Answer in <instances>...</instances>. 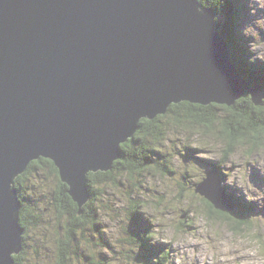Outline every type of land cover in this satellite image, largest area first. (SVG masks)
I'll return each instance as SVG.
<instances>
[{
    "label": "water",
    "instance_id": "obj_1",
    "mask_svg": "<svg viewBox=\"0 0 264 264\" xmlns=\"http://www.w3.org/2000/svg\"><path fill=\"white\" fill-rule=\"evenodd\" d=\"M214 17L199 0H0V264L21 248L15 179L31 161L51 160L80 209L86 175L112 168L142 118L183 101L264 105ZM213 175L195 191L221 209Z\"/></svg>",
    "mask_w": 264,
    "mask_h": 264
},
{
    "label": "rangeland",
    "instance_id": "obj_2",
    "mask_svg": "<svg viewBox=\"0 0 264 264\" xmlns=\"http://www.w3.org/2000/svg\"><path fill=\"white\" fill-rule=\"evenodd\" d=\"M256 1L226 0L218 17L224 23L223 28L228 25L230 29L226 12L228 6L230 15L236 17L234 29L240 31L244 39L250 37L248 47L253 52V58L256 56L260 62V57H264L262 30L243 33V28L249 23V4L264 13ZM241 19L245 21L240 23ZM233 55L237 60L241 58L236 47ZM177 110L181 114L188 113L180 105ZM224 112L227 111L223 106H207L197 118L193 114L194 121L184 116L166 114L160 127L159 123L153 122L162 129V135L157 139L153 133L157 129H147L145 123L138 137L144 140L149 149H156L155 154L159 157L145 165L141 164L136 154L133 160L123 155L124 175L111 174L103 183L95 180V199L99 201L93 200L89 206L92 208L93 205L94 216L87 214L73 219L76 226L70 227L74 233L72 236L67 235L65 222L72 220L68 217L75 214H66L65 208H58L57 179L44 169L32 172L28 178L30 188H33V193L38 195L37 199L46 210L42 213L40 225L33 223L26 228L20 264H149L146 258L135 256L143 255L136 245L140 239L126 230L128 228L134 232L135 210L143 213L141 223L153 232V236L147 240L149 246L155 249L163 244L169 248L167 255L159 259V264H177L181 256V264H188L192 253L200 254L192 258V264H241L243 260L256 259L236 253L244 248L257 247L249 243L250 240L264 242V232L258 227L259 222L264 220V133L252 132L251 136L257 138L248 135L243 140H232L225 133L226 124L218 121ZM253 142L255 145H252ZM129 154L125 152V155ZM201 160L210 163L216 160L219 169L212 178L216 177L222 186L214 198L227 208V212L230 213L227 201L240 200L236 190L225 185L226 182L261 206L259 214L254 213L249 217L250 223L240 224L215 211L211 212L205 197L194 192L195 185L209 173L208 163ZM114 177L121 179L122 185H115ZM56 206L58 211L55 210ZM232 209L235 210L234 207ZM253 220L256 221L255 225ZM56 224L60 225L59 229L55 228ZM236 244H240V247H234ZM220 256H235V260L219 259Z\"/></svg>",
    "mask_w": 264,
    "mask_h": 264
},
{
    "label": "trees",
    "instance_id": "obj_3",
    "mask_svg": "<svg viewBox=\"0 0 264 264\" xmlns=\"http://www.w3.org/2000/svg\"><path fill=\"white\" fill-rule=\"evenodd\" d=\"M204 7H209L213 9L216 12V16L218 15L221 7H223L224 2L226 0H199ZM229 1V0H227ZM219 2V3H218ZM209 5V6H208ZM238 11V10H237ZM226 12L228 14V23L230 29H228V25L224 27V23L221 21L217 24L215 23L216 29L222 30L223 33L218 31L220 35L226 40L229 48V52L233 54V50L235 47L238 49L240 52L241 58L244 57V60L240 61L239 64V69L240 73L245 76L247 81V84L249 86L253 85H261V87L264 88V65H259L258 60L257 62H252L250 59L247 58V54H252L251 51L247 50L246 42L244 40V36L240 31H236L234 29L235 23H236V17H232L231 11L229 10V7L227 6ZM236 12V11H234ZM239 13V12H238ZM236 15V13H235ZM232 17V18H231ZM238 17V16H237ZM230 30V31H229ZM240 39V40H239ZM237 57L233 55L232 61L237 65ZM236 103V104H235ZM233 104V106H225V105H220V104H209L207 106H216L220 105L223 106V108L227 111L221 114V118H219L218 121L225 123V133L229 138H231L234 141H239L246 139L248 135H252V132L256 133H264V105H254L250 99L249 96H244L240 97L237 99ZM183 107L186 108L185 114H181L178 112V108ZM207 106L199 105V104H192L186 101L177 103V104H171L168 108L167 111L164 114H159L153 119H144L142 118L139 121V126L137 130L134 133V136L132 138L127 139L125 142L121 143L120 148L122 155L120 158L116 159L113 162L112 168L108 171H97V172H89L86 175V182L89 187V198L88 200L82 205V207L79 209L77 204L73 202L69 194L67 193V186L61 182L59 176H58V170L53 164V162L49 159L46 158H39L38 160L31 161L27 167V169L20 175H18L15 179V186L18 189V195L20 198L21 202V209L19 213V221L21 226L24 228L23 234H22V245L24 248L25 245V240H26V228L30 225L34 224H41V216L43 215L42 213L44 210H46V207L43 204H40L41 202L37 199L38 195L33 193V188H30L31 184H29V176L36 171H40L41 169L46 170V172L50 176H55V178L58 181V191L62 192V196L58 195V204L60 209H64L65 213H71L75 214L74 216L71 215L68 218H71L72 220H67L65 222L67 235H73L74 233L72 232V229L70 227L76 226L75 222H73V219H80L84 217L87 214H90L92 217L94 216V210H93V205L91 206L92 208H89V206L92 204V201L98 200L95 199L96 192L94 190L93 183L95 180L97 183H103L105 179L110 178L111 174L116 173V175H124L123 171V163L121 160H123V155L130 157V160H133L132 157L134 154L138 155L141 160V164L147 165L150 163L151 160H156L159 156L155 154L156 149H149L147 144H144V140L142 138L138 137L141 135V132L144 128V124H147V129L152 127L157 129L155 133V138L160 137L162 135V129H160V124L162 125L163 123V117L166 116V114H174L175 116H184L186 118H190L192 121H194L192 118H197V115L200 114V111H204ZM190 113V114H189ZM195 114V116H193ZM205 120V117H203ZM153 122L159 123V127L155 126ZM206 128L208 125L206 124ZM248 127L250 130H248ZM253 138H257L255 136H251ZM231 141V140H230ZM252 145H255V142L252 143ZM230 150V148H228ZM125 152H130L129 155H125ZM145 152L150 153V155H147ZM147 155V156H144ZM42 166V168H41ZM214 169H219V166L217 165H210ZM164 167H166L164 165ZM167 168V167H166ZM34 169V170H33ZM42 173H40L41 175ZM114 183L115 185H122L121 179H116L114 177ZM212 188L210 187V191ZM57 191V192H58ZM195 192V189H194ZM227 193V191H226ZM213 194V193H212ZM217 197V195H215ZM214 196V197H215ZM231 197H233L232 194H230ZM63 197V199H62ZM221 197V196H220ZM39 198L41 199V196L39 195ZM206 199V198H205ZM240 202H235L234 200L231 201L230 203L232 206L235 208L230 210V213L227 212L226 207H222L221 209L215 208L212 203L206 199V204L210 208L211 212H216L220 214L221 216L225 217L228 220L235 221L240 224H247L250 223L248 220L249 217H251L254 213H256L254 210L255 205L253 206L251 203L247 202L245 204V200L242 197H238ZM234 203V204H233ZM244 206H243V205ZM34 206V207H33ZM138 207V206H136ZM56 211H58L57 206L55 208ZM81 211V214L79 213ZM91 211V213H90ZM135 218L136 222L134 223V232L131 230H128V233L131 236L137 237L140 240L138 241V247L140 248V251L144 255L140 254H135L136 257H139V259L146 258L148 260L149 264H156L155 261L162 259V256L167 255V247L164 245H159V247H156L155 249L151 248L149 244L147 243V240L149 237L153 236V232L150 231V229L143 225L141 223V215L143 213L138 212L135 210ZM239 216V217H238ZM73 217V218H72ZM139 218V219H138ZM71 221V222H69ZM133 223V222H132ZM95 224V223H93ZM92 224V225H93ZM55 228L59 229L60 225L56 224ZM33 229V228H32ZM149 232V234H148ZM65 244V243H63ZM164 248H166L164 250ZM23 252V251H21ZM146 256V257H145ZM15 259V264H20V253L18 255H14ZM64 259V258H63Z\"/></svg>",
    "mask_w": 264,
    "mask_h": 264
},
{
    "label": "clouds",
    "instance_id": "obj_4",
    "mask_svg": "<svg viewBox=\"0 0 264 264\" xmlns=\"http://www.w3.org/2000/svg\"><path fill=\"white\" fill-rule=\"evenodd\" d=\"M257 4L259 6V9H264V0H257ZM248 15H249V23L246 27L243 28V33H246L247 31H254L256 29L264 30V13L258 12L257 7L253 6L252 4L248 5ZM214 22L219 23L220 17H214ZM260 45H256V47H259ZM261 59H264V57H260ZM12 188V185H10ZM253 224H256V221L253 220ZM259 229L264 232V220H261L258 225ZM254 235V234H253ZM240 243H244L241 241ZM249 243L257 245L255 248H244L243 250L236 253V255H247L250 257H256V259H248L241 261V264H264V242H261L260 240H250ZM234 247L239 248L240 244L234 245ZM226 251V250H225ZM12 251H10L11 253ZM9 253V254H10ZM200 255L199 253H192V256L189 258L188 264H192V258L195 256ZM219 259H230L235 260V256H220ZM183 260V257L181 256L177 260V264H181V261ZM214 264V262H213Z\"/></svg>",
    "mask_w": 264,
    "mask_h": 264
},
{
    "label": "bare ground",
    "instance_id": "obj_5",
    "mask_svg": "<svg viewBox=\"0 0 264 264\" xmlns=\"http://www.w3.org/2000/svg\"><path fill=\"white\" fill-rule=\"evenodd\" d=\"M219 3V2H218ZM238 4V3H237ZM219 31V30H218ZM240 40V39H239ZM229 49V48H228ZM244 81H247L246 80V78H245V76L242 78ZM236 104V103H235ZM232 107V106H231ZM34 170V169H33ZM259 170V169H258ZM221 179V178H220ZM210 187L211 186H209L208 188H209V190H210ZM235 187V186H234ZM234 204V203H233ZM34 207V206H33ZM42 219V218H41ZM139 219V218H138ZM24 227V226H23ZM20 251H22V249H24L23 248V245H22V239H21V241H20ZM20 251H19V253H20ZM19 253H13L12 255H11V257L13 258V255H17V254H19ZM13 260H14V258H13ZM14 264H15V261H14Z\"/></svg>",
    "mask_w": 264,
    "mask_h": 264
},
{
    "label": "flooded vegetation",
    "instance_id": "obj_6",
    "mask_svg": "<svg viewBox=\"0 0 264 264\" xmlns=\"http://www.w3.org/2000/svg\"><path fill=\"white\" fill-rule=\"evenodd\" d=\"M60 196H62V192L61 191H58L57 192ZM62 199H63V197H62ZM77 220V219H76Z\"/></svg>",
    "mask_w": 264,
    "mask_h": 264
},
{
    "label": "snow or ice",
    "instance_id": "obj_7",
    "mask_svg": "<svg viewBox=\"0 0 264 264\" xmlns=\"http://www.w3.org/2000/svg\"><path fill=\"white\" fill-rule=\"evenodd\" d=\"M12 184V183H11ZM13 251V250H12ZM8 259L10 260V258H9V255H8ZM11 261V260H10Z\"/></svg>",
    "mask_w": 264,
    "mask_h": 264
}]
</instances>
